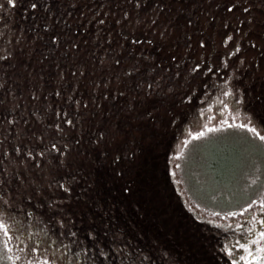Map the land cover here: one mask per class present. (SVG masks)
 <instances>
[{
	"label": "rangeland",
	"instance_id": "obj_1",
	"mask_svg": "<svg viewBox=\"0 0 264 264\" xmlns=\"http://www.w3.org/2000/svg\"><path fill=\"white\" fill-rule=\"evenodd\" d=\"M21 1L24 3V0ZM125 1L103 0V3L108 2L111 5L109 9H125ZM6 3L7 0H0V9H3ZM164 3L168 5L164 9L170 11L205 10L202 13L198 12L193 23L185 28L187 31L184 30V33L192 38L181 47L172 49L173 44L169 42L171 48L167 49V53L159 55L156 53L161 49V46L158 48V44L154 47L155 51L151 52L149 47L143 49L150 52L148 58L142 56L143 50H135L134 55L127 58L131 66L143 68L145 82L149 77L155 80L158 76H162L164 78L162 87L175 95V103L172 122L162 129H157L150 142L143 146L138 164L133 169V183L129 185L133 189L131 196L137 197L148 206L162 209L159 212L163 215L152 214L157 211L151 212L154 209L151 207L147 214L144 213L143 221L139 224L144 227L133 228L137 230L138 242L134 243L135 240L132 239L128 245L125 238V240L121 239L122 235H118V240H124L131 248L136 244L145 256L152 258L150 264H182L172 262L167 258V253H160L165 251L166 247L173 246L178 249V243L170 238L166 242V238L156 233V230L159 233H168L169 229H173L169 221L171 217L173 223L180 224V230H184L186 236L187 234L203 236L202 239L206 244L215 241L212 225L213 230L218 234L216 241L221 242L222 249L227 253L223 257L225 259L228 257L230 264L233 261L236 264H257L250 257L248 259L244 257L248 251L255 255L257 249L264 245V238L254 239L257 232L264 231V224L260 223L261 219H264V204L260 203V200H264V140H260L256 133L239 125L250 124L257 132L264 135V57L240 40L245 59L250 62L255 57L260 62V66L249 64L233 71V66L236 64L235 57L239 53L228 56L227 53L233 51V44L231 41L226 45L222 43V39L234 34L233 27L229 25L228 28H223L220 26V18L212 19L219 10L213 8L209 0H164ZM153 7L154 1L153 3L148 1L146 7L140 6L136 9H153ZM155 9L160 8L155 7ZM157 13L161 19L163 13L160 11H154L152 14L155 17ZM136 16L137 18L131 16L133 26L134 24L144 26L149 31L165 27L167 30V32L164 30L165 33L174 30V26L168 27L158 18L155 20L157 26L149 27L150 22L144 18L137 20L140 16L138 14ZM184 17H178L177 25L183 22L182 28L185 25ZM240 27L243 31V26ZM201 39L205 40L203 47L199 44ZM160 41L162 43L163 40ZM172 56L176 57L175 61L172 60ZM75 60L78 62V57H75ZM21 61L22 68L24 60ZM11 62V67L7 68V63H3L0 68L11 73L13 78L17 66H14V61ZM196 63H200V68L193 72L192 68ZM6 96H9V93ZM40 99L44 97L40 96ZM224 121H227V124H224ZM114 123H116L115 119ZM114 123L110 122L109 125ZM78 126L81 127L79 124ZM213 128L215 130H209ZM201 132L203 135H194ZM83 148V145L80 149L72 148L71 158L82 164L81 167L105 165L106 168L99 176V180L109 178L108 166L103 163V157L96 150V146L91 149L95 154L96 163L87 158V154L82 151ZM165 154L169 164L165 160ZM154 156L163 157L160 165L168 174L172 172L182 206L188 207L195 217L189 215L181 222L179 217H174L173 212L168 216L169 202L173 204L174 200H171L170 194L162 195L164 190L161 192L160 188L163 185L151 169V165L154 167L157 165L154 163ZM143 165L144 170L140 172ZM1 166L0 171H3L4 167ZM6 166L10 172L25 169L36 171L30 161L25 162V165ZM21 174L23 175L24 172ZM125 182L121 181V184ZM3 187L5 189L0 190V219L4 221L9 234L5 235L4 230L0 228V264H33V262L48 264L49 261H55V264H87L77 254L85 252L84 244L93 246L91 249L94 248V245L84 242L86 239L92 240V237L87 235L88 225L91 223L90 217H80L81 209L84 210L86 206L85 200L79 198V192L86 190L83 184L80 186L81 190L77 189V194L73 196L70 205V211L76 216L70 220L65 219L64 231L58 230L53 212L45 202L55 197L38 199L31 192L28 184L21 186L15 178ZM53 191H55L54 184ZM30 194H33L32 201L25 199ZM87 199L90 201V195H87ZM248 204L251 205L250 208L245 207ZM23 206H29L26 210L30 209L32 212L26 214ZM241 208H244L243 212L240 211ZM63 210L69 211V209ZM232 212L237 214L229 215ZM41 213H44L48 220L49 233L40 231L42 225L38 220ZM117 217L121 218L119 215ZM118 218L115 220V225L123 223L128 228L135 226ZM83 222H86L84 228ZM204 224H208L209 229L204 227ZM99 230L103 233L104 227H99ZM142 230L148 235L144 236ZM70 231L74 232V235L70 234ZM243 231L251 234L248 235ZM112 234L108 232L106 236H102L103 243L96 242L100 244L101 250L107 248ZM149 235L155 240L158 237L161 240L152 242ZM238 244H248L249 248L238 247ZM115 247H119V244L117 243ZM228 249H231V253ZM210 261L213 262V258Z\"/></svg>",
	"mask_w": 264,
	"mask_h": 264
},
{
	"label": "trees",
	"instance_id": "obj_2",
	"mask_svg": "<svg viewBox=\"0 0 264 264\" xmlns=\"http://www.w3.org/2000/svg\"><path fill=\"white\" fill-rule=\"evenodd\" d=\"M148 1L153 3L154 0ZM52 2L53 33L55 36H58V39L53 42L55 45V52L53 54L54 67L62 66L69 69L66 95L69 99L68 106L72 119L68 127L70 126L71 132L74 131L75 136H77L78 124L81 125V129L78 131L79 136L85 131L91 133L96 132L98 134L100 131H104L110 122L114 123V119L118 122L121 108L125 101L131 98L128 94L131 93L133 96L137 95L136 85L145 82V80L143 78V68L131 66L130 62L127 60V58L134 55L135 50L140 51L149 47L152 52L156 49L154 47L159 44L158 48L161 46V49H158L156 53L161 55L164 52L167 53V49L171 48L170 43L173 44L172 49L181 47L192 38L190 35L184 33V30H186L185 28L191 25L187 22L191 20V23H193V19L196 17L195 15L205 10L189 9L183 12V9H176V11H170V9H157L158 12L160 11L163 13L160 19L158 13L157 16L154 17L152 14L153 9H136L138 7H135V0H126L125 9H109L111 5L108 4V2L103 3V0H52ZM18 5L19 3H16V7ZM146 5L147 4L141 1L142 7H146ZM4 9L14 8H11L10 5L6 3L3 10ZM157 10L155 9V11ZM125 12H128L129 15L125 16ZM137 14L140 16L137 20L144 18V20L150 22L149 20H156V18H158L163 21L166 26H174V30L165 33V31L167 32L165 27L159 30L155 28V30L152 29V31H149L144 26L136 24L133 26V23H131V16L134 15L137 18ZM179 16H185V25L183 28V22L177 25ZM66 21L67 29L65 31ZM152 26H157V23ZM161 31L165 33L164 38L159 36V32ZM61 35H63V37H61ZM160 39L163 40L162 43ZM65 41L67 43V51L66 48H64L65 51L62 50L63 46H65ZM149 41H152V43H149ZM26 49L34 52L38 47L32 49L31 46H28ZM28 50L21 56V60H24L23 67L21 68L22 71L25 72L26 70H30L31 80L29 81L45 79V69L43 68L42 77H40L39 73L41 71L40 65L45 66L46 57L42 55L40 60L38 53L29 54ZM141 54L148 58L150 52L143 50ZM11 57H14V55H11ZM75 57H78V62H76ZM116 61H119V63H116ZM130 68H137L139 71L129 72L128 70ZM55 84L54 87L56 86ZM34 85L36 86L39 84ZM105 93H107V95H105ZM121 94L124 95L121 96ZM85 101H87V104H85ZM93 145V143L84 145V153L87 154L89 160L96 163L94 156H91L92 150L90 151V149L95 147V145ZM166 157L167 154H165V160ZM162 158L163 157L154 156L153 160L157 165H155V167L151 165V169L154 170L158 181L163 185V187L160 188L161 192L164 190V194L162 195L165 196L166 193L170 194L172 197L171 200H174L173 204L169 202L170 209L168 210V216L173 212L174 217H179V219L182 220L181 222L189 215L195 217L194 213L188 207L182 206L179 191L176 189L173 181L172 172L168 174L164 167L160 165V160ZM166 162L168 163L167 160ZM105 168V165H85L78 169L84 177H92V181L82 179L80 183V186L83 184L86 188V190L82 191L85 192L86 195H90V201L88 199V201L86 200L87 202L85 201L86 206L84 210L81 209L82 214L80 217L89 216L91 223L95 221L99 227H104L105 225L109 227L115 225V220L119 215L121 218H118V220L121 219L122 222L127 221L129 224L135 226L128 228V226H125L123 223H118L109 234L118 232L122 235L121 239H126L127 244L132 239H134V243H136L138 242V235L137 230H133V228L141 227L142 229V227H144V225L142 226L139 224L143 221V216L147 214V211L151 210L153 206H148L137 197L125 193L121 186L118 185L121 184V181L113 182L110 180L111 172L109 168L108 174L110 177L99 180V176L102 175ZM143 170L144 165L140 172ZM19 172L21 174L24 171ZM92 182H94V187H88V184ZM18 183L21 186L27 184ZM165 185L169 188H166ZM2 189L5 188L3 187ZM81 189L82 188H79V190ZM48 197L49 195L47 194L45 198ZM79 203L81 205V201H79ZM23 207L25 208L26 214L32 212L30 209L26 210L29 206ZM161 210L162 209L156 207L152 209L151 212L157 211L152 214H160L162 216V212H159ZM77 212H80V210H77ZM49 216L50 214L48 213V217ZM38 221L42 225L40 231L44 230L49 233L50 227L44 213H41ZM169 221L173 229H169L168 233H159L156 230V233L158 236L166 238V242L167 239L170 238L175 243H178V249L172 246L166 247L164 249L165 251L160 252L161 254L167 253V258L171 259L172 262L175 261L182 264H230L228 257H226L227 259L223 257L224 255L226 256L227 253L222 249V245H220L221 242L216 241L218 239V234L213 230L214 227L212 225L211 230L212 234L215 236V241H213L212 244L208 242L206 244L202 239L203 236H196V234H193L194 236L187 234L186 236L184 230H180V224L177 225L173 223L171 217H169ZM84 225H86V222L82 223L83 228ZM198 226L201 227L200 225ZM204 227L209 229L208 224H204ZM58 230L64 231V225H58ZM194 230L199 232L197 229ZM243 232L248 233V235L251 234L250 232ZM70 233L74 234V232L71 231ZM181 233L183 234L181 235ZM142 234H144V236L148 235L145 230H142ZM144 238L146 239V237ZM150 239H152V242L161 240L159 237L155 240L153 236H150ZM84 242L93 245L92 240L86 239ZM128 245L124 251L131 249ZM84 247L85 252L82 251L83 255L77 254L85 260V263L100 264V260L93 256L94 248L91 249L93 246L89 247L84 244ZM78 249H80V247H78ZM104 250H107V248ZM82 258L81 260H83ZM212 258L213 262L210 261ZM111 264H119V261L112 260Z\"/></svg>",
	"mask_w": 264,
	"mask_h": 264
},
{
	"label": "snow or ice",
	"instance_id": "obj_3",
	"mask_svg": "<svg viewBox=\"0 0 264 264\" xmlns=\"http://www.w3.org/2000/svg\"><path fill=\"white\" fill-rule=\"evenodd\" d=\"M143 2L147 4L148 0H143ZM209 2L213 8L219 10L218 14L212 16V19L220 18V26L223 28H228L229 25L233 27L234 34L222 39V43L225 45L229 41L233 44V51H229L227 53L228 56L239 53L235 57L236 64L233 66V71L249 64L251 66H260V62L255 57L250 62L245 59L241 50L242 45L240 40H243L251 50H255L264 57V51H261L264 50V0H209ZM7 3L15 6L17 0H7ZM51 4L52 0H43V3L41 0H30L25 12L29 9L35 10L40 7H43L46 11H50ZM135 5L136 7H140L141 0H135ZM155 7L164 9L168 5L164 3V0H154L153 12L155 11ZM124 15L128 16L129 13L125 12ZM187 23L191 24V20ZM155 24L156 21L151 20L149 27ZM47 26L45 24V27ZM240 26H243V31ZM159 36L164 38L165 33L161 31L159 32ZM5 38V33L0 32V39ZM52 39L57 40L58 36L53 35ZM149 43H152V41H149ZM199 44L203 47L205 40H199ZM172 60L175 61L176 57L172 56ZM116 63H119V61H116ZM199 68L200 63H196L192 71L195 72ZM128 71H139V69L130 68ZM163 83L164 78L158 76L155 80L149 77L148 81L137 84V95L128 94L131 98L126 100L121 108L118 122L110 124L104 131L96 134V150L103 157V163L108 166L112 174V181H126L120 186L125 193H129L130 195L133 192V189L129 186L133 183V169L138 164L143 146L150 142L157 129H162L173 120L172 113L175 95L167 92L165 87H162ZM3 87V81L0 80V88ZM123 95L121 94V96ZM2 103L3 101H0V104ZM85 104H87V101H85ZM9 120L11 123H15V121L11 120V116H9ZM68 123H71V121L69 120ZM223 123L227 124V121ZM239 126L256 133L260 140H264V135L257 132L256 128L250 124H241ZM2 127L3 125L0 124V128ZM54 127L59 128L60 126L56 124ZM209 130L212 131L215 128ZM16 131L19 132V129ZM194 135L200 136L203 133H195ZM3 139L4 136L0 135V141ZM61 149H69V145L61 141L58 146L57 142L49 141L48 146L43 151H40L39 148L37 149L38 156H34L31 150L27 151V156L32 157V168L36 171L25 169L23 175L19 171L10 172L5 165L3 171H0V190L12 178H15L22 184L27 183L31 192L38 199L45 200L44 194L48 193L50 197L55 198L46 200L47 207L52 210L56 224L63 226L65 219L70 220L76 216L74 212L70 211V205L73 196L77 194V189L80 188V181L82 179L92 181V177H84L78 171V168L82 164L71 158L70 151H62ZM15 151H20L19 145L16 146ZM3 155L7 156L8 153L5 152ZM21 162L25 163L24 161ZM53 184L55 185V191H53ZM88 187H94V182L89 183ZM33 194L26 196L25 199L32 201ZM79 198L86 201V193L80 191ZM260 203L264 204V200H260ZM245 207L250 208L251 205L248 204ZM63 209H69V211H64ZM240 211L243 212L244 208H241ZM236 214L235 212L229 213V215L233 216ZM260 223L264 224V219H261ZM0 228L4 230L5 235L9 234L8 228L2 219H0ZM88 228L87 235L92 237L94 245L93 256L100 260V264H111L112 260L119 261V264H150L151 257L145 256L138 246L133 245L131 249L124 251L127 245L122 240L118 241V235H120L118 232H114L107 250H101L100 244L96 242L100 241V243H103L102 236H106L108 232L113 231L115 225L112 228L105 225L103 233H101L95 221L90 223ZM257 237L264 238V231L257 232L254 239ZM117 243L120 244V247H115ZM237 246L245 249L249 248L248 244H238ZM32 250L36 251V249ZM228 252L231 253V249H228ZM249 257L255 260L257 264H264V245H261L257 249L255 255L251 251H248L244 259H248ZM48 264H55V261H49ZM232 264H236V262L233 261Z\"/></svg>",
	"mask_w": 264,
	"mask_h": 264
},
{
	"label": "flooded vegetation",
	"instance_id": "obj_4",
	"mask_svg": "<svg viewBox=\"0 0 264 264\" xmlns=\"http://www.w3.org/2000/svg\"><path fill=\"white\" fill-rule=\"evenodd\" d=\"M29 2L30 0H24L21 5L22 1L17 0L19 3L17 7L7 3L14 9H0V18H2L0 20V32H4L6 37L0 39V67L3 63H7V68L11 67V61H14V66H17L13 78L11 73L0 68V80L4 84V87L0 88V101H3L0 104V124L3 125L0 128V135L4 136V139L0 141L1 167L4 165H25L21 161L32 162V157L27 156V151L31 150L34 156H38L37 149L43 151L48 146L49 141L57 142L58 146L63 141L69 145V149L61 150L71 151L72 148L80 149L82 145L84 148L86 144L93 143L95 145L97 139L96 132L85 131L81 133L82 137L81 134L78 136V131L81 129L79 126L77 136H75L74 131L71 132L68 129L70 124L68 121L72 119L68 106L69 99L66 95L69 69L62 66L54 67L53 2L50 11L40 7L25 12ZM41 2L43 3V0ZM45 24L48 26L45 27ZM66 24L67 21L65 31L67 29ZM64 45L62 50L65 51L64 48H66L67 51L66 41ZM28 46H31L32 49L38 47V49L32 52L26 49ZM27 50L29 54L38 53L39 58H42V55L46 57L45 66L40 65L41 71L39 73L42 77L44 68L46 71L45 79L29 81L30 70L22 71L20 67L21 56ZM34 84L39 85L36 87ZM7 93L9 96H6ZM40 96L44 99H40ZM9 116L15 123L10 122ZM56 124H59L60 127L55 128L54 125ZM17 129L19 132L16 131ZM17 145L20 147L19 152L15 151ZM5 152L8 153L7 156L3 155ZM91 154L95 158L92 151Z\"/></svg>",
	"mask_w": 264,
	"mask_h": 264
}]
</instances>
